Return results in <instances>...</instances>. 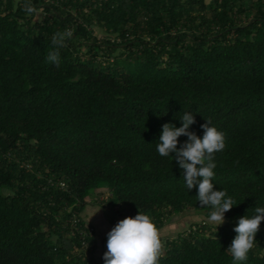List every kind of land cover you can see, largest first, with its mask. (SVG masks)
Instances as JSON below:
<instances>
[{"label":"trees","instance_id":"trees-1","mask_svg":"<svg viewBox=\"0 0 264 264\" xmlns=\"http://www.w3.org/2000/svg\"><path fill=\"white\" fill-rule=\"evenodd\" d=\"M186 111L197 136L206 120L224 133L212 182L235 205L217 229L160 237L158 264H264V220L247 260L226 251L238 218L264 207V0H0V264H98L94 233L80 234L91 193L158 228L208 216L156 149Z\"/></svg>","mask_w":264,"mask_h":264},{"label":"clouds","instance_id":"clouds-1","mask_svg":"<svg viewBox=\"0 0 264 264\" xmlns=\"http://www.w3.org/2000/svg\"><path fill=\"white\" fill-rule=\"evenodd\" d=\"M24 11L28 15L37 14L36 9L28 4ZM38 15V14H37ZM72 32H57L52 37V44L58 48L65 46L66 38H71ZM46 61L60 66L58 51H50ZM180 127L171 123H164L156 145L157 152L161 156L174 158L187 190L196 187V197L201 207L212 208L207 216L208 223L218 225L224 222V213L229 211L234 201L227 197L225 190H216L212 179L214 153L225 148V135L206 120L200 127L203 129L202 137L189 130V126L195 123V118L190 112H184L180 117ZM184 135L187 140L177 147L178 137ZM256 215H246L238 218L234 227L236 236L226 251L232 256L233 261L247 260V254L254 246V237L259 230V225L264 220V207L255 208ZM163 245L159 231L151 218L138 211L134 217H125L119 220L107 233V251L103 253L104 264H158L162 254Z\"/></svg>","mask_w":264,"mask_h":264},{"label":"crops","instance_id":"crops-1","mask_svg":"<svg viewBox=\"0 0 264 264\" xmlns=\"http://www.w3.org/2000/svg\"><path fill=\"white\" fill-rule=\"evenodd\" d=\"M87 201L88 203L86 204L82 213L86 217V220L89 222V224L92 226H95V230H96L94 232L95 250L98 249V247L107 248V232H109L119 220L127 216L123 214L121 211L117 210V207L116 208L104 207V205H102L99 201H97L93 197L92 198L88 197ZM191 213H194V212H191ZM107 216L112 217L111 222L110 221L107 222L108 220H110L109 217L106 218ZM178 220H176L175 222L172 221V222L167 223L164 229H168L174 233L175 225L177 224ZM108 224L110 225L109 228H108ZM100 251H103V250H100ZM103 253L104 252H102V254Z\"/></svg>","mask_w":264,"mask_h":264},{"label":"rangeland","instance_id":"rangeland-1","mask_svg":"<svg viewBox=\"0 0 264 264\" xmlns=\"http://www.w3.org/2000/svg\"><path fill=\"white\" fill-rule=\"evenodd\" d=\"M37 14H36V16H35V19L36 20H40V18H41V16H40V12L39 11H37L36 12ZM94 34L95 35H97V36H99V37H102V36H104V37H109V38H112V36H106V34L104 33V30L103 29H99V28H95V30H94ZM120 49V48H119ZM119 50H117L116 52H118ZM119 64L120 65H122V66H124L125 65V63H124V61H122L121 59H119ZM94 192V191H93ZM92 194L93 193H91V195H90V197L89 198H91V196H92ZM110 218V220H108L107 222H111L112 221V217H110V216H107L106 218ZM183 217V218H182ZM82 218H83V220H84V222H86V224H89V222L86 220V217L83 215V213H82ZM180 218H182V219H180ZM171 219L172 220H178V222H177V224L175 225V231H182V229H186L187 227H188V225H189V223L190 222H192V221H200L201 219H203V220H206L207 221V216H205V214L204 213H202V212H195V213H191V212H184V213H182V214H179V215H173L172 217H171ZM224 220L226 221V219H225V217H224ZM225 221L223 222V223H225ZM222 223V224H223ZM167 224V223H166ZM207 224H209L210 226H215L214 224H212V223H208L207 222ZM165 226L166 225H163L162 227H160V228H158L157 227V229H158V231H159V235H160V237H165V236H167V235H169L168 237H171L170 235H174V233H176V232H172V231H170V230H168V229H164L165 228ZM110 227V225L108 224V228ZM93 228H94V232L96 231L95 230V226H93ZM98 231V230H97ZM99 232V231H98ZM108 233V232H107ZM100 250H103V251H100ZM78 252H80L79 250H77ZM107 251V248H105V247H98V249H96L95 250V247H94V249H93V251H91V253H87V255H88V257H91L92 259H93V261H95V262H97L98 264H104V260H103V254H102V252H106ZM77 252V253H78Z\"/></svg>","mask_w":264,"mask_h":264},{"label":"built area","instance_id":"built-area-1","mask_svg":"<svg viewBox=\"0 0 264 264\" xmlns=\"http://www.w3.org/2000/svg\"><path fill=\"white\" fill-rule=\"evenodd\" d=\"M134 217V216H133ZM76 220L74 219V221L73 222H75ZM84 227H85V229L84 230H82L81 231V237H84V236H92L93 235V233H94V228H93V226L92 225H90V224H86L85 223V225H84Z\"/></svg>","mask_w":264,"mask_h":264}]
</instances>
